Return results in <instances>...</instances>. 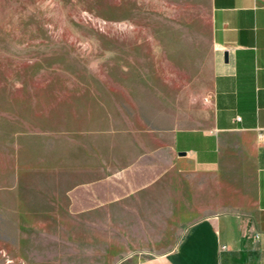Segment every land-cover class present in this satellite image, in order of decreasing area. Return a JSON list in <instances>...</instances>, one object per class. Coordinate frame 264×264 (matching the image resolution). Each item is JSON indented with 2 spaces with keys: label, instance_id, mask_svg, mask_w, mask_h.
Here are the masks:
<instances>
[{
  "label": "rangeland",
  "instance_id": "1",
  "mask_svg": "<svg viewBox=\"0 0 264 264\" xmlns=\"http://www.w3.org/2000/svg\"><path fill=\"white\" fill-rule=\"evenodd\" d=\"M215 60L210 0H0V264H120V212L71 189L122 126L206 123Z\"/></svg>",
  "mask_w": 264,
  "mask_h": 264
},
{
  "label": "crops",
  "instance_id": "2",
  "mask_svg": "<svg viewBox=\"0 0 264 264\" xmlns=\"http://www.w3.org/2000/svg\"><path fill=\"white\" fill-rule=\"evenodd\" d=\"M210 37L206 123L122 126L117 173L71 189L120 212V264H264V0H210Z\"/></svg>",
  "mask_w": 264,
  "mask_h": 264
},
{
  "label": "built area",
  "instance_id": "3",
  "mask_svg": "<svg viewBox=\"0 0 264 264\" xmlns=\"http://www.w3.org/2000/svg\"><path fill=\"white\" fill-rule=\"evenodd\" d=\"M263 134H264V132H263Z\"/></svg>",
  "mask_w": 264,
  "mask_h": 264
}]
</instances>
